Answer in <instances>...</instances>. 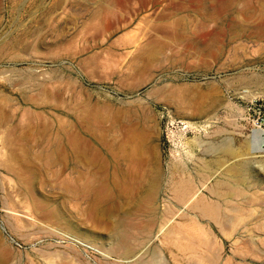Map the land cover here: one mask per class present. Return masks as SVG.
<instances>
[{
	"label": "rangeland",
	"instance_id": "rangeland-1",
	"mask_svg": "<svg viewBox=\"0 0 264 264\" xmlns=\"http://www.w3.org/2000/svg\"><path fill=\"white\" fill-rule=\"evenodd\" d=\"M253 97L264 98V0H0V161L29 151L28 188L0 167V264H264ZM67 131L107 160L121 187L140 180L110 152L141 134L142 172L158 180L155 226L174 216L171 239L139 237L128 262L107 253L116 231L135 235L140 216L125 198L92 205L112 184L75 155ZM228 139L249 154L243 194L205 193L221 223L177 211L169 177L193 175L215 154L206 146Z\"/></svg>",
	"mask_w": 264,
	"mask_h": 264
},
{
	"label": "bare ground",
	"instance_id": "bare-ground-1",
	"mask_svg": "<svg viewBox=\"0 0 264 264\" xmlns=\"http://www.w3.org/2000/svg\"><path fill=\"white\" fill-rule=\"evenodd\" d=\"M150 45L149 51L152 50V47L157 48L159 46L158 43L153 41ZM1 125L2 124H0V127ZM68 132L69 131L66 132V138L75 155H80L86 162L97 164V166L99 165L103 168V170L106 171L104 175L110 179V183L112 184L111 187L113 188V192L108 193L104 189L103 192H100L95 199H93L92 205L96 204L98 201L106 200L117 206L115 200L119 201V199L121 200V198H125V204H122L121 202L119 204L127 208L133 207L135 213H138L140 216V219L136 217L129 225L130 228L136 230L135 235H131L124 230L119 232L116 231L114 233L115 239L107 250V253L109 255L118 254L122 261L128 262L130 259L136 257L134 245L135 241H137L139 237L147 236L148 239H155L161 236V242L166 239H171V233H173V231L169 229V225L174 219V216L168 217L163 222L155 226L159 211L156 199L158 180L155 177L149 183V180L151 179L150 174H146L147 171L145 170L142 172L144 160L142 158L143 155H141L143 151L141 134L134 131L131 132V134L126 135V137L118 143L117 151L110 152L112 156H115L114 158L120 157L124 160L130 159L133 165L132 174H135L136 178L140 180L137 185H130L126 183L124 185V189V187H121L117 181L115 174L113 172H109L107 160L102 159L97 154H90L88 144L78 138L74 133ZM251 141L253 144V138ZM6 143H13L16 145L17 139H15V141L14 138L10 141L7 140ZM258 143L259 141L256 140V143H254L255 148L259 145ZM110 146L111 145L108 142L106 146L108 151L112 150ZM247 147H249L247 148L248 150L251 149L250 145ZM208 149L213 151L215 154L208 163L200 167V170L198 167V171H196L193 175L180 173L174 179H170L169 177V193L171 194V200L168 202H175L178 205L177 211L181 212L191 207L193 210L201 213V215L208 216L214 221L220 222L222 216L218 213L217 201L208 199V196L205 193L212 194L214 197H225L229 199L234 193L233 189H238V194L242 195L243 192L240 188L241 185L247 181L245 172L249 168V159L246 158V155L248 154L247 151H237L235 147L232 146L229 139L221 142L220 144L218 143L217 145H208L206 146V150ZM28 155L29 151L27 149H23L21 153H17V151L13 149L5 160L0 161V167H2L6 173L12 175L20 184L25 185L26 188H28V179H26V177L21 173V168L28 163ZM129 174L131 175L130 169L126 173V176L128 177ZM85 185L87 190H92L95 186L91 185L90 181ZM145 185H147V191H145L142 200L138 203L137 199L134 200L132 196H139V193L137 192L138 189L143 190ZM6 196L7 194L5 192L4 198H6ZM3 207L9 208L5 206V202H3ZM153 229L155 230L153 231ZM147 243H149V241ZM135 247L137 248V246ZM132 264H140V262L139 260H136Z\"/></svg>",
	"mask_w": 264,
	"mask_h": 264
},
{
	"label": "built area",
	"instance_id": "built-area-1",
	"mask_svg": "<svg viewBox=\"0 0 264 264\" xmlns=\"http://www.w3.org/2000/svg\"><path fill=\"white\" fill-rule=\"evenodd\" d=\"M247 90L243 89L242 93H246ZM247 119L258 130L261 131V135L264 141V98L253 97L246 103Z\"/></svg>",
	"mask_w": 264,
	"mask_h": 264
},
{
	"label": "crops",
	"instance_id": "crops-1",
	"mask_svg": "<svg viewBox=\"0 0 264 264\" xmlns=\"http://www.w3.org/2000/svg\"><path fill=\"white\" fill-rule=\"evenodd\" d=\"M257 130H258V129H257ZM257 132H258V133H257ZM257 132H256V134H257L258 136L260 135V136L262 137V135H261V131H260V130H258ZM259 139H260L259 137H256V138H255V139H253V140L256 142V140H258V141H259Z\"/></svg>",
	"mask_w": 264,
	"mask_h": 264
}]
</instances>
